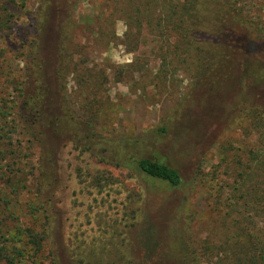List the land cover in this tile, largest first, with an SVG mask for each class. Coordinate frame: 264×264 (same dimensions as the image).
I'll list each match as a JSON object with an SVG mask.
<instances>
[{
	"label": "rangeland",
	"instance_id": "1",
	"mask_svg": "<svg viewBox=\"0 0 264 264\" xmlns=\"http://www.w3.org/2000/svg\"><path fill=\"white\" fill-rule=\"evenodd\" d=\"M152 5L153 12L148 8L139 13L140 27L115 13L113 0H54L41 9L61 21L72 20L65 100L73 114L98 131L142 136L187 97L196 53L177 47L182 35L175 34L159 7ZM253 5L250 16L264 30V0ZM39 11L38 0H14L11 27L0 31V117L6 122V133H0V212L5 245L22 249V264H49L47 241L32 255L28 240L27 231L40 225L35 219L39 149L24 130L19 97ZM236 102L246 101L239 97ZM259 118L264 121V112ZM262 129L248 119L226 127L199 169L186 168L181 188L167 193L173 202L185 203L187 230L201 244L218 239L225 214L224 208L215 207L216 198L233 182L238 163L249 164L237 160L244 148L260 145ZM56 146L53 205L66 264L72 252L82 264H140L154 230L163 228L159 222L145 223L142 182L76 143L66 140ZM130 240L134 250L128 247Z\"/></svg>",
	"mask_w": 264,
	"mask_h": 264
},
{
	"label": "trees",
	"instance_id": "2",
	"mask_svg": "<svg viewBox=\"0 0 264 264\" xmlns=\"http://www.w3.org/2000/svg\"><path fill=\"white\" fill-rule=\"evenodd\" d=\"M38 1L37 35L25 55L19 90L24 130L39 149L35 219L40 225L27 231L32 255L47 241L48 263L66 264L53 189L56 144L67 140L142 182L145 223L159 222L163 228L154 230L140 264H264V131L260 145L244 148L243 159L237 160L249 164L238 163L233 182L216 198L215 207L224 208L225 214L217 240L196 241L187 230L185 203L179 205L167 195L181 188L186 168L199 169L216 135L226 127L248 119L252 127L264 130L259 118L264 112V30L250 16L255 0H113L118 5L115 13L138 27L139 13L148 8L153 12L150 6L157 5L162 20L182 35L177 47L196 53L187 97L139 137L98 131L89 120L72 113L65 100L64 76L72 58L67 45L72 20L43 14L41 9L54 0ZM13 2L0 0V31L11 27ZM239 97L246 102L238 104ZM5 125L0 117V133H6ZM2 223L0 212V264H22L18 259L23 257L22 249L5 245ZM132 242L127 244L134 250ZM70 258L69 264L83 263L73 252Z\"/></svg>",
	"mask_w": 264,
	"mask_h": 264
}]
</instances>
